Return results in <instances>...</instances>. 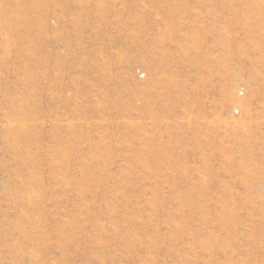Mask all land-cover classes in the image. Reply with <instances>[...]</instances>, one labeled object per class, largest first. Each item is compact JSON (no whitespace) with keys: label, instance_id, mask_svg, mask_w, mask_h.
Listing matches in <instances>:
<instances>
[{"label":"rangeland","instance_id":"rangeland-1","mask_svg":"<svg viewBox=\"0 0 264 264\" xmlns=\"http://www.w3.org/2000/svg\"><path fill=\"white\" fill-rule=\"evenodd\" d=\"M0 264H264V0H0Z\"/></svg>","mask_w":264,"mask_h":264}]
</instances>
